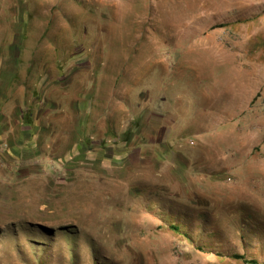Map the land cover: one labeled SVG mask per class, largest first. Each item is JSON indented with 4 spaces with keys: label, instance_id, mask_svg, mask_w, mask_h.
Wrapping results in <instances>:
<instances>
[{
    "label": "rangeland",
    "instance_id": "374dc122",
    "mask_svg": "<svg viewBox=\"0 0 264 264\" xmlns=\"http://www.w3.org/2000/svg\"><path fill=\"white\" fill-rule=\"evenodd\" d=\"M0 264H264V0H0Z\"/></svg>",
    "mask_w": 264,
    "mask_h": 264
},
{
    "label": "trees",
    "instance_id": "16d2710c",
    "mask_svg": "<svg viewBox=\"0 0 264 264\" xmlns=\"http://www.w3.org/2000/svg\"><path fill=\"white\" fill-rule=\"evenodd\" d=\"M236 258H241V259H244V257L243 256H241V255H237V256H235ZM245 260V259H244ZM253 263H255L254 261H252Z\"/></svg>",
    "mask_w": 264,
    "mask_h": 264
}]
</instances>
